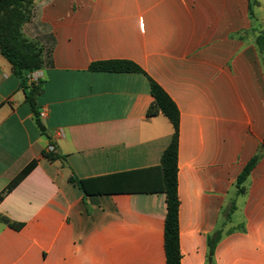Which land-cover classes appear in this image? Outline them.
Here are the masks:
<instances>
[{
	"label": "crops",
	"instance_id": "1",
	"mask_svg": "<svg viewBox=\"0 0 264 264\" xmlns=\"http://www.w3.org/2000/svg\"><path fill=\"white\" fill-rule=\"evenodd\" d=\"M24 33L51 57L45 133L0 54V214L22 225L0 221V264H166L167 197L148 189L174 129L148 117L151 80L180 111L181 264H264V0H37ZM109 61L142 72L90 69Z\"/></svg>",
	"mask_w": 264,
	"mask_h": 264
},
{
	"label": "trees",
	"instance_id": "2",
	"mask_svg": "<svg viewBox=\"0 0 264 264\" xmlns=\"http://www.w3.org/2000/svg\"><path fill=\"white\" fill-rule=\"evenodd\" d=\"M36 1L0 0V54L11 64L15 75L20 79L21 85L26 92V100L32 107L41 131L45 133V127L41 122L37 104V99L44 90L43 81L30 82L29 76L49 65L51 57L39 42L27 38L24 33V27L31 23L35 17ZM250 12L253 15L252 7ZM258 46L260 51H264V36L258 38ZM90 69L94 72H142L139 66L129 61L94 63ZM151 92L153 103L148 110V117L165 116L171 122L174 133L170 145L162 156L161 165L154 169L160 172V185L154 190L148 189V192H162L166 194L167 216L164 228L166 264H181L180 198L178 194L180 111L166 91L153 80H151ZM44 157L49 161L60 160L64 163L66 162V157L59 155L56 151L52 153L45 152ZM259 160V154L254 156L238 177L237 189L239 194L245 192L244 184ZM98 181L82 180L74 173L69 177V182L77 186L86 195L92 194L89 187ZM12 187L0 195V202ZM95 192L101 193L98 190ZM0 221L15 230L22 228V225L12 222L8 217L1 214ZM220 237V233L218 232L216 237L210 240L211 256L214 254V247Z\"/></svg>",
	"mask_w": 264,
	"mask_h": 264
},
{
	"label": "built area",
	"instance_id": "3",
	"mask_svg": "<svg viewBox=\"0 0 264 264\" xmlns=\"http://www.w3.org/2000/svg\"><path fill=\"white\" fill-rule=\"evenodd\" d=\"M29 80L30 82H38L40 80H42V73L41 71H36L34 73H32L30 76H29ZM46 117V111H41L40 112V118L41 119H44ZM56 151V148L53 144L49 145L48 148H47V152L49 153H52V152H55Z\"/></svg>",
	"mask_w": 264,
	"mask_h": 264
}]
</instances>
